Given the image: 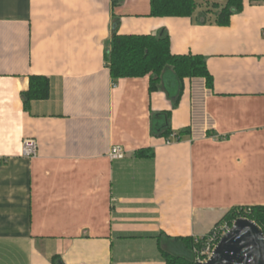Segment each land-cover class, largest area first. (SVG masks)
<instances>
[{"label": "crops", "instance_id": "1", "mask_svg": "<svg viewBox=\"0 0 264 264\" xmlns=\"http://www.w3.org/2000/svg\"><path fill=\"white\" fill-rule=\"evenodd\" d=\"M150 9L0 0V264H166L159 233L201 238L233 207L264 205V0L227 26ZM116 18L121 34L166 30L174 54L203 56L211 86L185 79L174 106L148 75L114 80ZM32 76L48 99L25 103ZM168 111L170 143L151 132Z\"/></svg>", "mask_w": 264, "mask_h": 264}, {"label": "trees", "instance_id": "2", "mask_svg": "<svg viewBox=\"0 0 264 264\" xmlns=\"http://www.w3.org/2000/svg\"><path fill=\"white\" fill-rule=\"evenodd\" d=\"M245 0H150V16L153 17H193L201 22H209L214 17L216 24L227 26L231 17L243 10ZM253 1V0H250ZM201 9V11H198ZM110 48L107 53L108 66L114 80L123 77H150V91H164L173 101L180 102L185 79L205 78L212 84V75L203 56L192 54H174L171 50L169 34L162 30L158 34H121L120 19L114 20ZM25 103L30 100L48 99L50 82L43 76H32L30 88L22 94ZM151 132L154 136L167 139L174 133L170 126V112L152 115ZM184 132H189L185 130ZM146 155L145 150L138 151ZM238 218H247L256 222L264 231V205L236 206L230 209L217 224L230 226ZM201 238L170 237L159 233L158 243L166 264H201L198 261L200 251L209 235Z\"/></svg>", "mask_w": 264, "mask_h": 264}, {"label": "water", "instance_id": "3", "mask_svg": "<svg viewBox=\"0 0 264 264\" xmlns=\"http://www.w3.org/2000/svg\"><path fill=\"white\" fill-rule=\"evenodd\" d=\"M201 264H264V231L254 221L238 218Z\"/></svg>", "mask_w": 264, "mask_h": 264}, {"label": "built area", "instance_id": "4", "mask_svg": "<svg viewBox=\"0 0 264 264\" xmlns=\"http://www.w3.org/2000/svg\"><path fill=\"white\" fill-rule=\"evenodd\" d=\"M171 137H175L173 134ZM170 137V138H171ZM170 143V139L167 140ZM125 151L119 146H115L110 151V157L113 159H121L125 157ZM23 155L26 157H35L37 155V143L34 139H26L23 144ZM6 162V159L0 157V165ZM232 226V225H231ZM229 224H224L220 227H215L211 235H209L208 240L200 252L198 261L200 263L206 262L213 254L219 240L221 237L230 229Z\"/></svg>", "mask_w": 264, "mask_h": 264}, {"label": "rangeland", "instance_id": "5", "mask_svg": "<svg viewBox=\"0 0 264 264\" xmlns=\"http://www.w3.org/2000/svg\"><path fill=\"white\" fill-rule=\"evenodd\" d=\"M202 250H203V248H202ZM202 250H201V251H202ZM201 251H200V252H201Z\"/></svg>", "mask_w": 264, "mask_h": 264}]
</instances>
